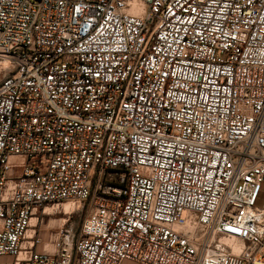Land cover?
<instances>
[{
  "label": "built area",
  "instance_id": "2783aa9c",
  "mask_svg": "<svg viewBox=\"0 0 264 264\" xmlns=\"http://www.w3.org/2000/svg\"><path fill=\"white\" fill-rule=\"evenodd\" d=\"M263 185L264 0H0V257L264 264Z\"/></svg>",
  "mask_w": 264,
  "mask_h": 264
},
{
  "label": "rangeland",
  "instance_id": "374dc122",
  "mask_svg": "<svg viewBox=\"0 0 264 264\" xmlns=\"http://www.w3.org/2000/svg\"><path fill=\"white\" fill-rule=\"evenodd\" d=\"M263 188L264 185L262 186V192L259 197L264 196L263 194ZM259 205V199L257 201V206ZM89 209L90 207L83 206L80 210H76L71 213H64L67 212V206L60 205L59 208H47L46 215L44 216V223L46 224L45 228L43 229L42 232V237L44 242L49 241V233L50 231H54L64 225L65 228H73V230L76 232V234L80 233V229L82 227V224L84 220L87 218L89 215ZM50 250L52 251V247H49Z\"/></svg>",
  "mask_w": 264,
  "mask_h": 264
},
{
  "label": "bare ground",
  "instance_id": "6f19581e",
  "mask_svg": "<svg viewBox=\"0 0 264 264\" xmlns=\"http://www.w3.org/2000/svg\"><path fill=\"white\" fill-rule=\"evenodd\" d=\"M67 206V212H64L66 214L73 212L74 210L78 209L79 206L77 204H72V203H64L63 206ZM48 212V211H46ZM49 213V212H48ZM35 220V222H34ZM36 223V219H32V224ZM219 243L224 245L226 248L230 249H237V247H241V241L238 239H230V238H219L217 239Z\"/></svg>",
  "mask_w": 264,
  "mask_h": 264
},
{
  "label": "crops",
  "instance_id": "0c3cea01",
  "mask_svg": "<svg viewBox=\"0 0 264 264\" xmlns=\"http://www.w3.org/2000/svg\"><path fill=\"white\" fill-rule=\"evenodd\" d=\"M13 159L18 160L19 158H13ZM263 194H264V188H263ZM258 207L264 209V196L259 197V205H258ZM34 222H35V220H34ZM45 243H47V242H45ZM49 247L50 246H46V248L50 250ZM41 249L42 248L40 247L39 251H41ZM13 261H14L13 258L10 257V256H1L0 257V264H13ZM125 264H133V263L127 262Z\"/></svg>",
  "mask_w": 264,
  "mask_h": 264
}]
</instances>
